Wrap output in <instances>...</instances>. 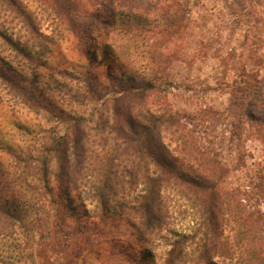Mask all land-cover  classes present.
<instances>
[{
  "label": "trees",
  "instance_id": "1",
  "mask_svg": "<svg viewBox=\"0 0 264 264\" xmlns=\"http://www.w3.org/2000/svg\"><path fill=\"white\" fill-rule=\"evenodd\" d=\"M37 1L46 15L73 32L80 48L85 49L87 65L81 75L75 77L66 68L57 71L62 77H75L84 83L82 94L68 101L79 106L101 102L103 110L111 111L122 141L109 153L97 149L96 128L91 123L94 118L79 112L73 115L62 108L59 86L42 80L40 69L52 54L48 43L54 44V38L40 32L36 13L21 0H0L3 10L23 32V36L19 33L14 37L7 28H0V38L18 57L32 64L29 71L19 69L0 54V82L15 101L35 112L49 111L73 126L63 134L55 133L54 128L45 130L44 144L36 151H18L0 142V149L12 159L6 166L0 162V264H98L122 259L110 247L108 250L106 245L111 242H123L134 249L137 264H156L151 243L158 237L170 246L162 264H220L212 260L208 248L221 242L214 243L221 235L220 217L240 215L247 231L253 227L237 192L221 186L225 168L213 157L207 158L193 136L186 134L185 123L164 98L162 104L166 105L158 113L145 107L144 99L157 92L161 80L155 73V58L149 63V77L121 69L116 72L117 57L112 60V54L103 47L102 61L95 47L102 25L131 32L140 27L138 21L147 22L132 11L136 0H115L113 10L108 6L114 0ZM105 61L107 67L101 72L99 67ZM239 91L244 97L235 96L231 102L239 114L235 116L242 115L239 121L245 118L264 125V79ZM111 93L118 97L103 99ZM164 133L172 136L176 144L173 149L164 141ZM87 179L91 189L84 198L80 184ZM168 192L186 199L189 210L207 226L204 236L197 233L202 226L195 234L165 233L171 223ZM87 199L93 208H88ZM34 229L39 233L38 243L28 238ZM55 242L56 247L63 245L64 263H52L46 253V246ZM191 243L202 244V248L187 250ZM255 252L247 250L249 254ZM260 253L263 251L256 263L264 264Z\"/></svg>",
  "mask_w": 264,
  "mask_h": 264
},
{
  "label": "rangeland",
  "instance_id": "2",
  "mask_svg": "<svg viewBox=\"0 0 264 264\" xmlns=\"http://www.w3.org/2000/svg\"><path fill=\"white\" fill-rule=\"evenodd\" d=\"M21 1L36 13L40 32L55 40L54 44L48 43L52 54L40 69L42 80L59 86L57 91L62 108L73 115L79 112L94 118L91 123L96 128L93 131L95 145L98 150L109 153L116 143L122 141L111 111L103 110L101 102L89 101L79 106L68 101L85 90L84 83L75 78L84 69V64L87 65L85 49H81L73 32L64 25L60 27L53 17L46 15L37 0ZM114 7L115 0L108 9ZM132 11L147 22L138 21L140 27H134L137 30L131 32L120 31L119 26L102 25L98 33L100 37L95 39L99 59L104 60L101 59L102 48H107L112 54L110 58L119 60L114 71L121 69L125 73L149 77L152 74L149 63L155 58V73L161 80L157 82V92L144 99L145 107L158 113L161 106L166 105L162 104L165 99L168 107L185 123L186 134L193 136L207 158L213 157L225 168L221 186L223 190L237 192L253 224L251 231H247L248 226L242 222L244 217L221 216L218 226L221 235L214 243L221 242L209 244L210 256L220 264H257L261 250L263 253L260 254L264 256V125L247 122L245 118L239 121L242 115L235 116L238 113L231 102L233 97L243 96L239 89L259 85L264 79V0H136ZM0 28H7L14 37L19 33L23 36L20 25L1 5ZM0 54L19 69L29 71L32 66L18 57L1 38ZM106 67L105 61L99 70L102 72ZM65 68L75 77L57 74L58 70ZM116 97L118 94L111 93L103 99ZM70 122L62 121L44 109L39 112L29 109L15 101L0 82V142L11 144L18 151H36L44 144L45 130L54 128L55 133L63 134L73 129ZM164 134V141L173 149L176 144L172 136ZM11 161L8 152L0 149V162L6 166ZM89 180L80 184L84 198L91 189ZM141 187L139 185V189ZM167 201L171 223L165 233L171 234L174 230L195 234L202 226V231L197 233L204 236L207 226L189 210L185 198L168 192ZM84 202L88 208H93L88 199ZM28 238L37 243L40 240L36 229L29 232ZM56 242L53 246H46V253L52 263H64L63 245L56 247ZM111 243L106 245L108 250L110 247L122 259L98 264H137L138 254L134 249L123 242ZM197 247L202 248V244L191 243L187 250H196ZM169 248L165 239H152L156 264L164 263ZM247 250L257 252L249 254Z\"/></svg>",
  "mask_w": 264,
  "mask_h": 264
}]
</instances>
